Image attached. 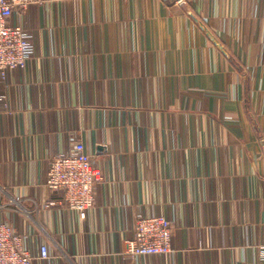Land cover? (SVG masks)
<instances>
[{
  "label": "crops",
  "instance_id": "1",
  "mask_svg": "<svg viewBox=\"0 0 264 264\" xmlns=\"http://www.w3.org/2000/svg\"><path fill=\"white\" fill-rule=\"evenodd\" d=\"M36 35L0 75V223L37 264H264V0H57L17 9ZM82 142L104 179L86 220L44 185ZM173 252L123 254L135 216Z\"/></svg>",
  "mask_w": 264,
  "mask_h": 264
},
{
  "label": "built area",
  "instance_id": "2",
  "mask_svg": "<svg viewBox=\"0 0 264 264\" xmlns=\"http://www.w3.org/2000/svg\"><path fill=\"white\" fill-rule=\"evenodd\" d=\"M55 1L0 0V75L4 80L9 72L27 68L37 53L35 33L13 22L15 11ZM3 99L4 96H0V101ZM103 179L101 167L79 142L72 151L56 154L49 160L44 185L49 190L63 192V206L86 220L95 204V189ZM131 231L124 242L123 254L132 260L144 256L168 257L173 252L175 224L168 217L138 214ZM51 258L46 244L41 245L37 254L33 253L24 246L23 237L15 228L0 223V264H37L49 262ZM259 259L264 262V246L259 248Z\"/></svg>",
  "mask_w": 264,
  "mask_h": 264
}]
</instances>
